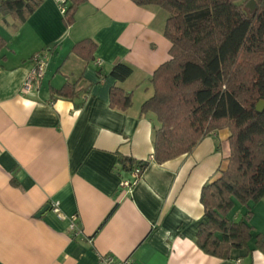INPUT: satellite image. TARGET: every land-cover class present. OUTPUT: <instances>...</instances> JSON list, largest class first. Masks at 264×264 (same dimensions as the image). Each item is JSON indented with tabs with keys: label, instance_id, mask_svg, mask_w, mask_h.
<instances>
[{
	"label": "crops",
	"instance_id": "crops-1",
	"mask_svg": "<svg viewBox=\"0 0 264 264\" xmlns=\"http://www.w3.org/2000/svg\"><path fill=\"white\" fill-rule=\"evenodd\" d=\"M166 17L156 5L85 0L67 26L58 4L41 0L17 28L10 17L0 20V264H98L103 254L139 264H264L255 244L264 235V200L235 201L227 214L238 220L251 210L247 248L219 258L196 244L205 221L200 191L226 165L227 129L212 131L188 154L150 161L130 192L119 186L130 175L120 155L145 160L153 153L158 122L140 106L152 95V73L170 59ZM85 38L97 44L88 61L72 52ZM46 48L39 87L21 94L30 57ZM116 63L131 68L122 81L109 75ZM64 85L72 95L57 93ZM112 86L131 95L129 108L109 106ZM53 201L67 217L50 207L36 216Z\"/></svg>",
	"mask_w": 264,
	"mask_h": 264
},
{
	"label": "trees",
	"instance_id": "trees-1",
	"mask_svg": "<svg viewBox=\"0 0 264 264\" xmlns=\"http://www.w3.org/2000/svg\"><path fill=\"white\" fill-rule=\"evenodd\" d=\"M70 0L63 14L71 25L77 6ZM136 5H156L167 13L164 36L171 42L170 59L150 77L152 95L140 106V114L152 113L158 127L153 136V161L161 164L188 154L209 133L228 130L229 156L219 176L206 181L200 191L205 221L198 224L196 244L205 253L228 258L232 249L247 248L252 227L248 209L238 220L228 212L234 202L242 205L264 200V0H132ZM254 3L251 11L245 6ZM41 0H0V20L10 17L13 28L24 23ZM0 36V49L5 46ZM97 44L85 38L72 47L83 60H91ZM131 68L116 63L109 71L122 81ZM57 93L73 94L71 85ZM109 106L126 110L131 95L112 86ZM127 171L149 161L120 155ZM256 246L264 252V235L256 234Z\"/></svg>",
	"mask_w": 264,
	"mask_h": 264
},
{
	"label": "built area",
	"instance_id": "built-area-1",
	"mask_svg": "<svg viewBox=\"0 0 264 264\" xmlns=\"http://www.w3.org/2000/svg\"><path fill=\"white\" fill-rule=\"evenodd\" d=\"M61 11V13H65L67 9L68 0H54ZM50 56V48H46L44 50L35 52L30 57V68L27 71V74L22 82L20 87V93L23 95L31 94L36 88L39 87L40 80L43 77L47 63ZM98 65L101 64L100 61L96 62ZM154 156L150 154L145 161H153ZM143 174V170L140 166H135L130 170L129 178L121 179L119 182L120 188L125 190V192H130L132 188L139 182L141 176ZM50 209L59 217L64 218L65 216L59 207L58 201H53L50 204ZM69 220V229L75 234H79L80 230L77 226V216L72 215L68 217ZM98 264H139L131 257H126L122 259L115 258L109 254L99 255V263Z\"/></svg>",
	"mask_w": 264,
	"mask_h": 264
},
{
	"label": "water",
	"instance_id": "water-1",
	"mask_svg": "<svg viewBox=\"0 0 264 264\" xmlns=\"http://www.w3.org/2000/svg\"><path fill=\"white\" fill-rule=\"evenodd\" d=\"M264 108V101L263 100H258V102L255 105V110L257 112H261ZM50 207L49 204L44 205L36 214V216L41 215L45 210H47Z\"/></svg>",
	"mask_w": 264,
	"mask_h": 264
},
{
	"label": "rangeland",
	"instance_id": "rangeland-1",
	"mask_svg": "<svg viewBox=\"0 0 264 264\" xmlns=\"http://www.w3.org/2000/svg\"><path fill=\"white\" fill-rule=\"evenodd\" d=\"M251 6H252V7L254 6V3H253V2H251V5H249V6L247 5V6H245L244 8H245L246 11L250 12L251 9H252ZM263 101H264V100H263ZM257 102H258V101H257ZM220 141H221V140H220ZM222 144L225 146V142L222 143ZM237 202H238V201H237ZM255 210L258 211V209H256V208H255ZM256 216H257V219H259L260 215H256Z\"/></svg>",
	"mask_w": 264,
	"mask_h": 264
}]
</instances>
